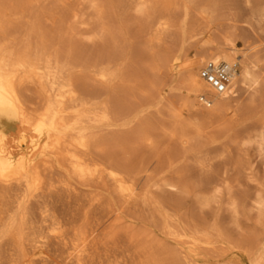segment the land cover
Returning <instances> with one entry per match:
<instances>
[{"label":"bare ground","instance_id":"obj_1","mask_svg":"<svg viewBox=\"0 0 264 264\" xmlns=\"http://www.w3.org/2000/svg\"><path fill=\"white\" fill-rule=\"evenodd\" d=\"M174 5L0 0V258L8 251L10 264H33L51 247L65 254L56 255L60 264H264V188L252 181L240 191L255 177L254 160L238 159L198 186L162 165L167 144L203 169L211 151L234 162L235 152L253 147L264 160V95L252 98L241 121L234 109L242 89L264 82L257 47L191 31L185 42L202 45L182 54L183 110L170 131L128 100L118 22L136 20L142 44L153 49L173 27ZM236 60L230 91L215 95L200 69ZM165 192L198 208L164 200ZM211 203L225 204L226 228L206 216Z\"/></svg>","mask_w":264,"mask_h":264},{"label":"rangeland","instance_id":"obj_2","mask_svg":"<svg viewBox=\"0 0 264 264\" xmlns=\"http://www.w3.org/2000/svg\"><path fill=\"white\" fill-rule=\"evenodd\" d=\"M263 8L264 0H175L172 10L173 27L164 36L162 42L156 43L153 49L142 44L139 34L140 24L136 20L132 19L128 23L118 22L124 35L126 53V59L121 60L119 68L126 72L124 78L130 90L128 100L134 111L152 114V121L158 123L160 128L165 126L166 131L173 128L175 122L173 114L183 110L182 90L179 84L181 79L179 67L183 62L182 54L184 52L196 53L202 45V41L200 44L196 41L185 42L187 35L193 30L202 33L199 37L200 40L208 38V36L214 39L228 37L235 40L240 48H245L247 45L257 47L260 76L264 80ZM153 54L154 57H152ZM232 63L239 64V73L240 63L237 60ZM263 95L264 82L255 91L254 89L240 91L238 100L234 104L236 115L240 121L244 110L248 106H252L254 100L252 98L258 102ZM187 124H190V121ZM161 140L166 142L167 138L162 137ZM208 149L212 150L213 146H209ZM141 156L142 153H139L133 159L139 160ZM208 158L213 159L210 163L211 167L203 169L198 165L197 159L185 153L182 148L174 144H167L163 148L162 165L166 170L170 167L181 169L189 183L198 186L207 177L234 169L238 159L242 160V165L248 160H254L255 177L243 180L244 187H241L240 191L252 190L254 185L252 181H257L264 188V160L257 156L253 147L245 152H235L234 162L231 158L220 157L215 151H211ZM161 197L164 200L180 201V205L186 207L198 208L195 202H189L180 194L165 192ZM205 213L212 223L220 222L224 228L227 227L228 213L224 203H211L205 206ZM67 229L69 226L64 227V230ZM6 248L8 247L6 246ZM54 249L43 247L41 252L35 256L33 264H60V259L65 254H62L61 250L54 251ZM57 254L61 257L56 256ZM9 255L8 251L4 253L0 258V264H10ZM118 261L122 262L123 256L119 257Z\"/></svg>","mask_w":264,"mask_h":264},{"label":"built area","instance_id":"obj_3","mask_svg":"<svg viewBox=\"0 0 264 264\" xmlns=\"http://www.w3.org/2000/svg\"><path fill=\"white\" fill-rule=\"evenodd\" d=\"M238 67V63L207 62L200 69L199 75L215 95L222 96L230 91L234 78L238 74ZM199 102L210 107L212 99L201 95Z\"/></svg>","mask_w":264,"mask_h":264}]
</instances>
